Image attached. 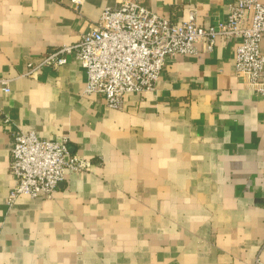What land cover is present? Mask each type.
<instances>
[{
  "label": "crops",
  "instance_id": "0c3cea01",
  "mask_svg": "<svg viewBox=\"0 0 264 264\" xmlns=\"http://www.w3.org/2000/svg\"><path fill=\"white\" fill-rule=\"evenodd\" d=\"M234 0H140L203 25ZM118 0H0V264H254L264 262V93L239 75L236 39L170 59L156 87L112 108L84 94L74 54L25 74L75 43ZM62 133L92 163L67 170L51 198L8 203L14 133Z\"/></svg>",
  "mask_w": 264,
  "mask_h": 264
},
{
  "label": "built area",
  "instance_id": "2783aa9c",
  "mask_svg": "<svg viewBox=\"0 0 264 264\" xmlns=\"http://www.w3.org/2000/svg\"><path fill=\"white\" fill-rule=\"evenodd\" d=\"M226 20L203 25L192 7L186 19L174 21L144 6L140 0H118L107 6L80 40L47 51L38 63H29L25 74L43 67L58 68L74 54L87 72L84 94L100 93L109 107L120 109L129 93L156 87L168 61L198 53V42L212 49L220 37L236 39L235 67L264 93V0H234ZM4 90L9 79L1 78ZM4 116L0 110V116ZM62 133L44 138L34 130L14 133L10 171L15 185L8 203L20 195L51 198L66 171L90 169L92 163L70 147ZM254 264H264L257 259Z\"/></svg>",
  "mask_w": 264,
  "mask_h": 264
}]
</instances>
